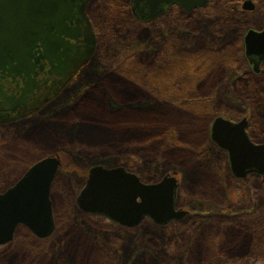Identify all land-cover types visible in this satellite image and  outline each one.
I'll return each mask as SVG.
<instances>
[{"label": "rangeland", "instance_id": "1", "mask_svg": "<svg viewBox=\"0 0 264 264\" xmlns=\"http://www.w3.org/2000/svg\"><path fill=\"white\" fill-rule=\"evenodd\" d=\"M255 2L248 15L217 0L205 16L173 8L153 23L139 21L128 0L88 5L94 55L40 109L0 124V191L40 159H62L53 233L19 226L0 264H264V174L234 175L211 136L219 116L254 115L250 136L264 143L263 109L238 91L239 81L264 75V61L255 72L244 59L247 30L264 26V1ZM95 165L123 166L146 183L174 175L176 208L187 213L134 227L85 213L76 200Z\"/></svg>", "mask_w": 264, "mask_h": 264}, {"label": "water", "instance_id": "2", "mask_svg": "<svg viewBox=\"0 0 264 264\" xmlns=\"http://www.w3.org/2000/svg\"><path fill=\"white\" fill-rule=\"evenodd\" d=\"M90 0H0V123L20 119L53 99L94 55L97 33L87 12ZM208 0H131L142 22L168 6L185 10ZM253 9L251 0L244 4ZM246 55L254 71L264 61V28L245 35ZM9 117V118H8ZM248 117H217L212 139L229 154L234 175L264 174V143L248 133ZM62 166L59 154L35 162L15 184L0 192V247L12 241L20 225L40 238L55 229L52 184ZM178 180L168 174L146 183L123 166L95 165L77 197L86 213L102 215L127 227L149 217L166 225L187 212L176 208Z\"/></svg>", "mask_w": 264, "mask_h": 264}, {"label": "trees", "instance_id": "3", "mask_svg": "<svg viewBox=\"0 0 264 264\" xmlns=\"http://www.w3.org/2000/svg\"><path fill=\"white\" fill-rule=\"evenodd\" d=\"M225 1L226 0H218V2L221 3V5L227 6V9H228L227 12H231V11L234 12L233 3L236 0H229V2L227 1L228 4H223V2H225ZM215 2H216V0H215ZM127 6L129 7L128 4H127ZM223 9L224 8H222V6H221V10H218L213 14H218V12L222 13ZM108 63H111V62L108 61ZM238 91L240 92L241 96H242V94H246L247 96L250 97L249 100H253L254 102L257 101L258 103H254V105H255L254 108H256V111L263 109V113H264V107H263L264 106V75H261V76H259V75L253 76L252 75V76H249V79L248 80L246 79V81H242V80L239 81V90ZM228 117L235 119L234 117H237V116L229 115ZM254 122H255V117L253 115L252 118L250 117V127H249V131H250L252 136H254V133L252 132V129L254 127Z\"/></svg>", "mask_w": 264, "mask_h": 264}, {"label": "flooded vegetation", "instance_id": "4", "mask_svg": "<svg viewBox=\"0 0 264 264\" xmlns=\"http://www.w3.org/2000/svg\"><path fill=\"white\" fill-rule=\"evenodd\" d=\"M93 0H90L89 1V3H88V5L92 2ZM247 1L248 0H236V2H235V4H237V5H233V7H234V11H236V12H241L243 15L244 14H249V13H251V12H253V10L254 9H256V2H255V0H251V2L254 4V7H253V9H246L245 8V6H244V4H247ZM264 1V0H263ZM215 2V0L213 1V0H208V2L205 4V5H203V6H196L194 9H192V10H185V9H183V8H181V6H179L178 4H172V5H170V6H168L167 7V9H166V11L162 14V15H160V16H157L155 19H153V20H151V21H149V22H144V23H153V22H156L157 20H159L161 17H163V16H165V15H169V13H170V11H172V9L173 8H178V9H183L182 11H185V13H186V11L187 12H195V14L194 15H200V17H202V16H205L206 14H207V11H209V13H211L213 10H211V7H215L214 6V4H216V3H214ZM216 2H217V0H216ZM239 3H241L242 4V7L241 8H239V6H238V4ZM128 4H129V7L131 8V10H133L132 9V4H131V0H128ZM88 5H87V8H88ZM263 6H264V3H263ZM88 12V11H87ZM134 12V11H133ZM89 14V13H88ZM205 14V15H204ZM89 16H90V18H91V20H92V22H93V25H94V28H95V24H94V21H93V19H92V17H91V15L89 14ZM142 22V21H141ZM264 28V26H262V27H258V28H256L257 30H262ZM250 29H248L247 31H249ZM246 34H247V32H246ZM245 34V35H246ZM243 39H244V41H245V37H243ZM242 39V40H243ZM97 45H98V41H97ZM244 59L245 60H247L248 61V63H250V65H252V67H253V64L250 62V59L248 58V56L246 55V53L244 52ZM254 70V69H253ZM255 72H257V71H255ZM260 72V71H259ZM226 117V116H225ZM9 118V117H8ZM226 118H228V117H226ZM244 118V117H243ZM228 119H230V120H232V121H240L241 119H238V120H235V119H233V118H228ZM14 120H16L15 118H13V117H11V119L10 120H8V121H6V122H3V123H0L1 125H3V124H11V123H13V121ZM248 127H247V130H248V133L251 135V133H250V131H249V127H250V118L248 119ZM60 158H61V156H60ZM61 162H62V159H61Z\"/></svg>", "mask_w": 264, "mask_h": 264}]
</instances>
